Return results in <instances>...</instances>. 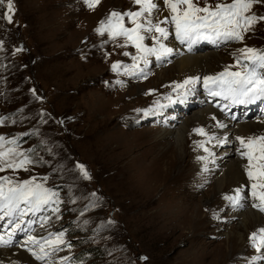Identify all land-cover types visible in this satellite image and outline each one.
I'll return each mask as SVG.
<instances>
[{"label": "rangeland", "instance_id": "obj_1", "mask_svg": "<svg viewBox=\"0 0 264 264\" xmlns=\"http://www.w3.org/2000/svg\"><path fill=\"white\" fill-rule=\"evenodd\" d=\"M155 2L161 9L148 19L169 17L163 0ZM196 2L214 8L233 0ZM14 6L12 24L0 19V137L16 143H5L0 151L14 148L24 154L17 161L26 157L33 163L16 170L5 167L0 182L7 178L8 188L32 181L56 194L53 202L36 210L49 212L40 218L41 242L63 233L59 250L45 245L52 264H263L249 240L264 228V216L252 208L259 202L251 195L254 181L246 174L243 183L225 190L216 183L223 165L235 157L226 155L217 166L209 139L193 132L203 128L196 121L184 134L186 161L180 166L174 156L183 157L182 150L172 137H160L201 110L176 126L173 115L161 117L162 107H169L167 97L183 90L174 91L175 85L201 78L203 70L179 76L176 60L160 64L155 56L148 57L144 74L125 75L123 67L119 74L112 70L113 63L132 65L136 49L131 43L124 46V37L109 39L107 32L96 30L114 11H138L134 0H99L95 7L85 0H14ZM251 11L264 16V3ZM124 26L134 25L126 17ZM161 26L169 30L162 41L168 47L174 43L171 30L168 24ZM142 34L151 47L154 33ZM246 47L264 50V22L245 33L243 41L216 50L223 62L207 76L225 68L239 71L236 60L243 59L240 50ZM138 67L144 68L143 63ZM29 129L33 137L19 146V137ZM255 132L264 135L260 128ZM200 142L207 152L197 147ZM229 148L219 144L217 154ZM185 164L187 171H179ZM77 165L88 172L87 179ZM238 188H243L241 207L225 199ZM249 210L258 214L260 224L245 231L243 245L225 239L226 232L244 234L239 221ZM90 249L100 256H84ZM5 261L0 255L1 264H36L25 252L13 250Z\"/></svg>", "mask_w": 264, "mask_h": 264}, {"label": "snow or ice", "instance_id": "obj_2", "mask_svg": "<svg viewBox=\"0 0 264 264\" xmlns=\"http://www.w3.org/2000/svg\"><path fill=\"white\" fill-rule=\"evenodd\" d=\"M163 2L169 9V17L158 22L148 19L158 8L155 0H134V3L139 6L138 11L125 13L114 11L107 21L101 22L100 27L96 30L98 34L103 35L107 32L109 39L124 37V46L131 43L137 52V55L132 56V65L122 66L118 62L113 63V71L119 74L123 67L125 75L144 74V69L148 67L149 56H155L157 60H161L163 57L171 55L173 49L162 42L168 39L169 30L162 27V24L173 25L176 39L181 43H186L191 49L192 44L199 39L243 41L245 33L252 30L257 23L264 22V16L251 11L256 4L264 3V0H233L230 4L217 3L214 8L208 3L198 6L196 0H163ZM85 3L89 7H95L99 0H85ZM0 8L5 9L0 12V19L12 24L15 11L14 0H0ZM126 17L134 25L133 27L124 26ZM142 33H154L151 37V47L144 43L146 36ZM240 51L243 60L246 61V63H242L241 59L236 60V65L241 67L240 71H229L228 68H225L223 72L215 76H205L203 77L204 86L206 88H209V85L215 86L209 88L210 94L222 96L232 104H244L264 99V71H257L258 68L264 70V50L246 47ZM124 55L127 56L129 53L125 52ZM141 62L144 68L138 67ZM199 79V77L185 79L183 83L175 85L174 91L185 89L184 92L178 93L179 97L183 98L191 91L186 86H195ZM167 99L171 100V97H167ZM145 114L147 115V113ZM2 122L0 120V123ZM193 132L201 136L207 135L203 128H196ZM237 140L240 142L241 149H246L240 154L247 159L245 172L248 179L254 181L251 184V195L254 201H259V203H253V207L264 212V135L237 137ZM5 143L15 144L16 141L6 142L4 137H0V149L4 148ZM197 147L204 148V143H197ZM204 151L207 152L208 149L204 148ZM18 156H24V154L16 152L14 148L0 151V171H3L5 167L16 170L33 163L26 157L17 161L16 157ZM77 167L87 179L88 172L84 167L82 165H77ZM4 183L10 184L11 181L5 178ZM4 183H0V214H2L0 220L11 217L16 212L23 216L25 209L20 207L21 204L26 206L27 211L34 213L53 202L52 198L56 195L40 184L33 186L32 181H24L21 184L8 187L7 190H5ZM242 191L243 188H238L235 190L234 196H226L225 199L232 205H239ZM53 211H58V208ZM18 228L19 224H16L7 240L0 236V247L11 245L12 235ZM249 240L257 252L264 251V228L253 232ZM26 243L39 246V253L33 251L32 255L37 260H44L50 254L45 250V245L53 252L59 250V246L63 244V233L56 235L55 239H45L43 242L29 236Z\"/></svg>", "mask_w": 264, "mask_h": 264}, {"label": "bare ground", "instance_id": "obj_3", "mask_svg": "<svg viewBox=\"0 0 264 264\" xmlns=\"http://www.w3.org/2000/svg\"><path fill=\"white\" fill-rule=\"evenodd\" d=\"M157 9L159 10V9H161V7H158ZM168 43H169L168 47L173 49L172 54L169 55L170 61L176 60L174 62L175 63L174 67H175V72H178L179 76H183L185 74L194 75V74L203 70V73L201 75V78H203V77L208 75V70L215 69V67L219 63L223 62V56H221L220 53H218V51H216V53H213V54L197 53V54L190 55V54H186V53L182 52V50L179 49V48H181L180 46H177L176 44H174L172 42H168ZM171 72H173L172 69H171ZM226 107H228V106H226ZM226 111L227 110L224 109V111L221 113V115H223V119H222L220 117L219 113H217L213 108L203 107V108H201V110L199 111L198 114L196 113L197 112L196 111V112H193L191 115H189V119L185 120L184 123H182L180 125L179 129H177V130L174 129L175 131L173 130L171 132H161L160 133L161 139H166L167 137H172L175 141L176 147L178 149L182 150L181 153H183L182 154L183 157L182 156H176V155L174 156L175 163L180 166V165L184 164V161H186L185 154H184V148H183L185 146L184 145V134L186 133L187 128L189 127V124L192 121L202 123L203 129L207 133V135H205L206 138L209 139L211 137L210 143H208L207 146L209 149L211 159L215 161L216 165L217 166L223 165L224 164V158L226 155L230 154L236 158V159L234 158L232 160H229L227 163H225L223 165V169H224L223 172L219 173V175L216 176V183L219 185V188L224 186V190L230 189L231 186L235 187L236 185H238V183H240V182L243 183L245 181L244 177L246 176V172H245V169H243V167H245L246 164L244 162H241L235 156L234 150L232 149L236 144H238L237 137L247 138L249 136H257L259 134H257L255 132V129H259V128L264 132V120H262V121H248L247 123L234 125V124H232V122L230 120L226 119V114H225ZM190 116L192 118H190ZM212 118H214L215 120H213ZM193 122H192V124H194ZM215 122H218L219 125L216 126ZM219 144L228 145L230 147L229 148L230 150L228 149L229 151L226 150L227 152H221V153L217 154ZM211 147H213V150L211 149ZM172 150L173 149L171 148V152H173ZM184 158H185V160H184ZM206 159H208V158L206 157ZM208 162H210V161H208ZM185 169H186V164L183 168H179V171H187ZM234 211H235V208H234ZM235 214H236V212H235ZM240 216H241V214L238 217H240ZM240 218H241L240 221L239 220L238 221L240 223L239 224L240 229L244 230V234L234 235V234H230V233L226 232L225 239H227L229 241V240H231V238H233L234 240H236L238 242L239 246H242L244 243L245 236L247 235L246 232L250 228H252V226L255 223H258L260 221V217L258 216V214L250 212V210H249V212L247 211V213L243 214ZM259 224H260V222H259ZM234 240H233V242H234ZM241 250L242 249H240L239 251L244 252V250H242V251ZM9 251L10 250H4V249L0 250V255L4 261L7 260ZM240 254L241 253H239V255ZM258 256L260 257V260L264 262V251L258 252ZM255 260H257V259H255ZM17 262H18V260H17ZM23 262H24V260H23ZM0 264H1V262H0Z\"/></svg>", "mask_w": 264, "mask_h": 264}, {"label": "trees", "instance_id": "obj_4", "mask_svg": "<svg viewBox=\"0 0 264 264\" xmlns=\"http://www.w3.org/2000/svg\"><path fill=\"white\" fill-rule=\"evenodd\" d=\"M12 89H15V87H11ZM11 116H14L13 114L12 115H7V117H11ZM30 131L27 133V134H24L25 136H20L19 137V140H18V142H17V144L19 145V146H21V145H23V144H25V142L27 141V140H30L32 137H33V134H32V131H31V129H29ZM33 152V151H35V147H33L31 150H30V152ZM29 152V153H30ZM97 251V250H96ZM98 252V251H97ZM87 253H89V254H91L92 256H100V254L99 253H95V251H94V249H90V250H87L86 252H84V256H86V254ZM99 258H103V257H99ZM81 260V259H80Z\"/></svg>", "mask_w": 264, "mask_h": 264}]
</instances>
